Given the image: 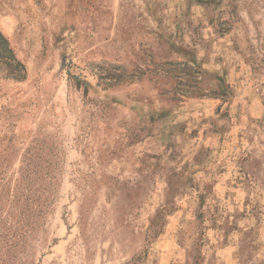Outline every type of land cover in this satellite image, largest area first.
<instances>
[{
    "label": "rangeland",
    "instance_id": "374dc122",
    "mask_svg": "<svg viewBox=\"0 0 264 264\" xmlns=\"http://www.w3.org/2000/svg\"><path fill=\"white\" fill-rule=\"evenodd\" d=\"M0 264H264V0H0Z\"/></svg>",
    "mask_w": 264,
    "mask_h": 264
},
{
    "label": "trees",
    "instance_id": "16d2710c",
    "mask_svg": "<svg viewBox=\"0 0 264 264\" xmlns=\"http://www.w3.org/2000/svg\"><path fill=\"white\" fill-rule=\"evenodd\" d=\"M0 71L13 79L25 77V65L18 59L8 37L0 29Z\"/></svg>",
    "mask_w": 264,
    "mask_h": 264
}]
</instances>
